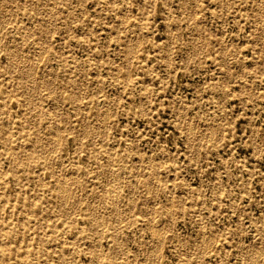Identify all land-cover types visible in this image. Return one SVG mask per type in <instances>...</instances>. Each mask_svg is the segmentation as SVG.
Returning a JSON list of instances; mask_svg holds the SVG:
<instances>
[{
	"label": "rangeland",
	"instance_id": "obj_1",
	"mask_svg": "<svg viewBox=\"0 0 264 264\" xmlns=\"http://www.w3.org/2000/svg\"><path fill=\"white\" fill-rule=\"evenodd\" d=\"M44 1L0 0V264H264V0Z\"/></svg>",
	"mask_w": 264,
	"mask_h": 264
},
{
	"label": "bare ground",
	"instance_id": "obj_2",
	"mask_svg": "<svg viewBox=\"0 0 264 264\" xmlns=\"http://www.w3.org/2000/svg\"><path fill=\"white\" fill-rule=\"evenodd\" d=\"M51 1H52V0H51ZM51 1L49 0L48 2H51ZM197 1H198V0H197ZM16 2H17V1H16ZM43 2H45V1L43 0ZM53 2H54V1H53ZM46 3H47V0H46ZM46 3H45V4H46ZM54 3H55V2H54ZM43 4H44V3H43ZM48 4H50V3H48ZM52 4H53V3H52ZM60 4H61V3H60ZM50 5H51V4H50ZM100 5H101V4H100ZM46 6H47V4H46ZM34 8H35V7H34ZM39 9H40V8H39ZM41 10H42V9H41ZM53 10H54V9H53ZM6 11H7V10H6ZM10 12H11V11H10ZM10 12H8V14H9ZM6 14H7V13H6ZM49 14H50V13H49ZM53 15H54V13H53ZM9 16H11V13H10ZM47 16H48V15H47ZM194 16H195V15H194ZM43 17H44V16H43ZM52 17H53V16H52ZM125 17H126V16H124V18H125ZM41 18H42V17H41ZM53 18H55V17H53ZM128 19H129V18H127V20H128ZM263 19H264V18H263ZM125 20H126V19H124V21H125ZM52 21H54V20H52ZM124 21H123V22H124ZM263 21H264V20H263ZM7 22H8V21H6V23H7ZM201 23H202V22H201ZM121 24H122V23H121ZM262 24H263V23H262ZM200 25H201V24H200ZM5 26H6V25H5ZM5 26H4V27H5ZM261 26H262V25H261ZM127 28H128V27H127ZM17 29H18V28H17ZM47 29H48V28H47ZM40 30H41V28H40ZM125 30H126V29H125ZM2 31H3V30H2ZM35 31H36V30H35ZM132 31H133V30H132ZM5 33H6V32H5ZM132 33H133V32H132ZM198 33H200V32H198ZM47 34H48V33H47ZM51 34H52V33H51ZM135 34H136V33H135ZM41 35H42V34H41ZM192 35H193V34H192ZM195 35H196V34H195ZM20 36H21V35H20ZM20 36H19V37H20ZM142 36H143V35H142ZM142 36H141V37H142ZM50 37H51V36H50ZM20 38H22V37H20ZM132 38H133V36H132ZM31 39H32V37H31ZM34 39H35V38H34ZM51 39H52V37H51ZM24 40H26V39H24ZM130 40H131V39H130ZM138 40H139V39H138ZM127 41H128V40H127ZM139 41H140V40H139ZM137 43H141V42H137ZM204 43H205V42H204ZM13 44H14V43H13ZM131 44H132V43H131ZM131 44H130V45H131ZM135 44H136V43H135ZM43 45H44V44H43ZM263 45H264V44H263ZM263 45H262V46H263ZM45 46H46V45H45ZM45 46H43V47L45 48ZM47 46H48V45H47ZM206 46H207V45H206ZM15 47H16V46H15ZM40 47H41V46H40ZM40 47H38V48H40ZM133 47H134V46H133ZM135 47L137 48L138 46H135ZM5 48H6V49L4 50V53H6V54L9 55V58H10V59H9V60H10V65H14V67H17V68L21 69L20 67H18V66L16 65V62H17V61H15V59H16V57H17V53H15L16 51H15V50H11V49L8 48V47H5ZM38 48H37V49H38ZM47 48H48V47H47ZM129 48H130V46H129ZM225 48H226V47H225ZM133 49H134V48H133ZM16 50H17V49H16ZM43 50H44V49H43ZM43 50H42V51H43ZM129 50H130V49H129ZM195 50H197V49H195ZM17 51H18V50H17ZM38 51H39V50H38ZM45 51H46V48H45ZM135 51H137V50H135ZM138 51H139V50H138ZM2 52H3V51H2ZM43 52H44V51H43ZM131 52H132V51H131ZM194 52H195V51H194ZM21 53H22V52H21ZM41 53H42V52H41ZM0 54H1V53H0ZM35 54H36V53H35ZM42 54H43V53H42ZM58 54H60V53H58ZM196 54H197V53H196ZM196 54H195V55H196ZM37 55H39V54H37ZM60 55H61V54H60ZM22 56H23V55H22ZM41 56L43 57V55H41ZM42 57H41V58H42ZM61 57H62V56H61ZM22 58H24V57H22ZM41 58L39 57V59H41ZM53 58H54V57H53ZM129 58H130V57H129ZM129 58H128V59H129ZM130 59H131V58H130ZM169 59H171V58H169ZM236 59H237V58H236ZM19 60H20V59H19ZM33 60H34V59H33ZM36 60H38V59H35V61H36ZM64 60H65V59H64ZM22 61H23V59H22ZM39 61H40V60H39ZM37 62H38V61H37ZM126 62H127V61H126ZM126 62H125V63H126ZM128 62H129V60H128ZM17 63H18V62H17ZM33 63H34V61H33ZM25 64H26V61H25ZM25 64H24V66H25ZM35 64H36V63H35ZM126 64H127V63H126ZM5 65H6V64H5ZM22 65H23V64H22ZM93 65H94V64H93ZM115 65H116V64H115ZM28 66H29V65L27 64V67H28ZM36 66H38V65H36ZM22 67H23V66H22ZM25 67H26V66H25ZM27 67H26V68H27ZM31 67H32V66H30L29 68H31ZM46 67H47V64H46ZM125 67H126V66H125ZM111 68H112V67H111ZM115 68H116V67H114V69H115ZM117 68H118V66H117ZM119 68H120V67H119ZM23 69H24V67H23ZM33 69H34V68H33ZM41 69H42V68H41ZM43 69H44V68H43ZM112 69H113V68H112ZM114 69H113V70H114ZM31 70H32V68H31ZM31 70H30V71H31ZM126 70H127V69H126ZM22 71H23V70H22ZM26 71H27V70H26ZM28 71H29V70H28ZM30 71H29V72H30ZM32 71H33V70H32ZM47 71H48V70H47ZM117 71H118V70H117ZM34 72L36 73V69H35ZM39 72H40V70H39ZM119 73H120V72H119ZM127 73L130 74L129 72H127ZM28 74H29V73H28ZM51 74H52V73H51ZM11 75H12V74H11ZM27 76H28V75H27ZM126 76H128V75H126ZM21 77H22V76H21ZM77 77H78V76H77ZM77 77H76V78H77ZM117 77H118V76H117ZM19 78H20V77H19ZM27 78H28V77H27ZM118 78H119V77H118ZM20 79H21V78H20ZM34 79H35V78H34ZM34 79H33V80H34ZM116 79H117V78H116ZM27 80H28V79H27ZM41 81H42V80H41ZM26 82H27V81H26ZM21 83H23V80H22V79H21ZM33 86H34V84H33ZM94 87H96V86H94ZM29 88H30V87H29ZM141 89H142V88H141ZM84 90H85V89H84ZM142 90H143V89H142ZM36 91H37V90H36ZM38 93H39V92H38ZM38 93H37V94H38ZM50 94H51V93H50ZM150 94H151V93H150ZM83 95H84V94H83ZM31 96H32V95H31ZM34 96H35V95H34ZM82 98H83V96H82ZM93 99H94V98H93ZM9 101H10V100H9ZM31 101H32V100H31ZM81 101H82V100H81ZM32 103H33V102H32ZM79 104H80V103H79ZM79 104H78V105H79ZM82 104H83V103H82ZM33 106H34V105H33ZM36 106H37V105H36ZM36 106H34V107L36 108ZM106 106H107V105H106ZM26 108H27V107H26ZM29 109H30V107H29ZM29 109H28V110H29ZM101 109H102V108H101ZM35 110H36V109H35ZM54 110H55V109H54ZM107 110H108V109H105V111H107ZM21 111H22V110H21ZM99 111H100V110H99ZM105 111H104V112H105ZM58 112H59V111H58ZM59 113H60V112H59ZM108 113H109V112H107V114H108ZM49 114H50V113H49ZM57 114H58V113H57ZM103 114H104V113H103ZM107 114H106V115H107ZM0 115H1V114H0ZM109 115H110V114H109ZM109 115H108V116H109ZM36 116H37V115H36ZM103 116H104V115H103ZM17 118H18V117H17ZM50 118H51V117H50ZM106 118H107V117H106ZM108 118H109V117H108ZM52 120H54V119H52ZM1 121H2V117H1ZM8 122H9V121H8ZM1 123H2V122H1ZM11 123H12V122H11ZM22 123H23V122H22ZM104 123H105V122H104ZM2 124H3V126L5 125V123H2ZM8 124H10V122H9ZM14 124H15V123H13V126H14ZM50 124H51V123H50ZM59 124H60V123H59ZM191 124H192V123H191ZM10 125H11V124H10ZM31 125H32V124H31ZM192 125H193V124H192ZM192 125H191V130H192V132H193L194 129H193ZM213 125H214V123H213ZM6 126H7V125H6ZM54 126H55V125H54ZM211 126H212V125H211ZM4 127H5V126H4ZM32 127H33V126H32ZM57 127H58V126H57ZM214 127H215V125H214ZM11 128H12V127H11ZM36 128H37V127H36ZM105 128H106V127H105ZM216 128H217V125H216ZM1 129H4V128L1 127ZM9 129H10V128H9ZM28 129H29V127H28ZM32 129H33V128H32ZM40 129H41V128H40ZM84 129H86V128H84ZM186 129H187V128H186ZM189 129H190V128H189ZM17 130H18V129H17ZM191 130H190V131H191ZM12 131H13V130H12ZM12 131H10V132L12 133ZM29 131H32V130H29ZM38 131H39V130H38ZM38 131H37V132H38ZM190 131H189V132H190ZM212 131H213V130H212ZM18 132H19V130H18ZM23 132H24V131H23ZM37 132H36V133H37ZM43 132H44V131H43ZM56 132H57V131H56ZM11 133H10V134H11ZM20 133H21V132H20ZM31 133H34V131L31 132ZM57 133H58V132H57ZM14 134H15V133H14ZM190 134H191V132H190ZM34 135H35V134H34ZM211 135H212V133H211ZM11 136H12V134H11ZM15 136H16V135H15ZM15 136H14V138H16ZM17 136L19 137V135H17ZM38 136H39V135H38ZM105 136H106V135H105ZM6 137H7V136H6ZM14 138H13V139H14ZM20 138L23 139L22 136H21ZM206 138H207V137H206ZM21 139H20V140H21ZM39 139H40V138H38V137H36V138H31V137L28 136V140H29V141H32L31 144H32L33 147H34V146H37V145H38V142H39V144H40L41 141H39ZM53 139H54V138H53ZM55 139H56V138H55ZM57 139H58V138H57ZM59 139H60V136H59ZM105 139H106V138H105ZM212 139H213V137H212ZM23 140H24V139H23ZM198 140H199V139H198ZM21 141H22V140H21ZM15 142H16V141H15ZM51 142H52V140H51ZM16 143H17V142H16ZM16 143H15V144H16ZM54 143L56 144V142H54ZM84 143H85V142H84ZM31 144H30V145H31ZM55 144H54V145H55ZM192 145H193V144H192ZM38 146H39V145H38ZM78 146H79V145H78ZM43 147H44V146H43ZM53 147H54V146H53ZM16 148H17V147H16ZM25 148H26V147H25ZM47 148H48V147H47ZM100 148H101V147H100ZM1 149H2V148H1ZM19 149H20V148H19ZM51 149H52V147H51ZM100 150H101V149H100ZM102 150H103V149H102ZM47 151H48V150H47ZM6 152L8 153V150H7ZM14 152H16V150H14ZM26 152H27V150H26ZM49 152H50V151H49ZM49 152H48V153H49ZM9 153H10V152H9ZM5 154H6V153H5ZM12 154H13V152L11 153V155H12ZM28 154H29V151H28ZM6 155L8 156V154H6ZM29 155H30V154H29ZM12 156H13V155H12ZM47 156H48V154H47ZM133 156H134V155H133ZM136 156H137V155H136ZM12 158H13V157H12ZM39 158H40V157H39ZM45 158H46V156H45ZM16 159H17V156L15 155V157H14V161H15ZM42 159H43V158H42ZM47 159H48V158H47ZM118 160H119V159H118ZM31 161H32V160H31ZM26 162H27V161H26ZM32 162H34V161H32ZM32 162H31V163H32ZM74 162H75V161H74ZM74 162H72V163H74ZM121 162H122V161H121ZM31 163L29 162L30 165H31ZM32 164H33V163H32ZM22 166H23V165H22ZM73 166H75V165H73ZM112 166H113V165H112ZM113 168H114V167H113ZM131 169H132V168H131ZM16 170H17V169H16ZM112 170H113V169H112ZM60 171H61V170H60ZM60 171H59V172H60ZM63 171H64V170H63ZM116 171H117V170H116ZM44 172H45V171H43V173H44ZM112 172H113V171H112ZM129 172H130V171H129ZM65 173H66V172H65ZM157 173H158V172H157ZM44 174H45V173H44ZM52 174H53V172H52ZM63 174H64V173H63ZM75 174H76V173H75ZM32 175H33V174H32ZM35 175H36V174H35ZM58 175H59V174H58ZM111 175H112V174H111ZM16 176H17V175H16ZM36 176H37V175H36ZM60 176H61V175H60ZM70 176H71V175H70ZM19 177H20V176H19ZM53 177H54V176H53ZM127 177H128V176H127ZM127 177H126V178H127ZM112 178H113V177H112ZM18 179H19V178H18ZM48 179H49V178H48ZM63 179H64V178H63ZM66 179H67V178H66ZM68 179H70V178H68ZM93 179H94V178H93ZM56 180H57V179H56ZM112 180H113V179H112ZM61 181H62V180H61ZM75 181H76V180H75ZM127 181H128V180H127ZM154 181H155V180H154ZM109 182H110V180H109ZM159 182H160V181H159ZM111 183H112V182H111ZM111 183H110V184H111ZM155 183H156V182H155ZM59 184H60L61 186L57 188V191H56V193H54V194H55L56 197H57V205H58V207L60 208L61 205L64 204V202L68 201V200H67V196H68V195H65L66 193H65V186H64V184H62V182L59 183ZM66 184H67V183H66ZM69 184H71V182H69ZM54 185H55V184H54ZM67 185H68V184H67ZM119 185H120V184H119ZM148 185H149V184H148ZM151 185H152V184H151ZM157 185H158V184H157ZM58 186H59V185H58ZM111 186H112V185H111ZM70 187H71V186H70ZM121 187H122V185H121ZM147 187H148V186H147ZM149 187H150V186H149ZM158 187H159V186H158ZM66 188H67V187H66ZM114 189H115V188H114ZM116 189H117V188H116ZM149 189H150V188H149ZM66 190H67V189H66ZM70 190H71V189H70ZM70 190H69V191L67 190L68 192H67V191H66V192L69 193ZM112 190H113V186H112ZM112 190H111V191H112ZM131 190H134V189H131ZM148 191H149V190H148ZM156 192H157V191H156ZM113 193H114V192H113ZM116 193H117V190H116ZM125 193H126V192H125ZM132 193H133V191L131 192V194H132ZM95 195H97V194L95 193ZM110 195H111V194H110ZM116 195H117V194H116ZM148 196H149V195H148ZM169 196H170V195H169ZM4 197H5V195H4ZM114 197H115V195H114ZM116 197H117V196H116ZM171 197H172V195H171ZM100 198H101L102 203H104V202H105V198H104L103 196H101ZM172 200H173V199H172ZM118 201H119V200H118ZM126 201H127V200H126ZM126 201H125V203H126ZM115 202H116V201H115ZM116 203H117V202H116ZM117 204H118V203H117ZM117 204H115V205H117ZM169 204H170V203H169ZM171 204H172V203H171ZM171 204H170V206H171ZM119 205H120V204H119ZM89 206H90V205H89ZM120 206H121V205H120ZM122 206H123V205H122ZM170 206H169V208H168L169 210H170ZM63 207H64V205H63L62 208H61L62 210L64 209ZM115 207H117V206H115ZM201 207H202V206H201ZM171 208H172V207H171ZM75 209H76V208H75ZM90 209H91V210H90L91 212H90L89 215H88V218H89V219H88V222H89V225L92 226V227L94 228V227H97V226L100 224L99 221L102 220V219H100V218H99V219H98V218H95V217L93 216L94 209H93L91 206H90ZM115 210H116V208H115ZM73 211H74V208H73ZM172 211H173V210H172ZM116 212H117V211H116ZM170 212H171V211H170ZM120 215H121V214H120ZM135 216H136V214L134 215V217H135ZM137 216H139V215H137ZM140 216H141V215H140ZM119 217H120V216H119ZM134 217H133V218H134ZM141 217H142V216H141ZM136 218H137V217H136ZM170 218H171V217H170ZM138 219H140V218H138ZM118 221H119V220H118ZM142 221H143V220H142ZM155 221H156V220H155ZM155 221H154L153 223H155ZM157 221H158V220H157ZM57 222H58V221H57ZM122 222H123V221L121 220L120 223H122ZM138 222H139V221H138ZM159 222H160V221H159ZM120 223H119V225H120ZM140 223H141V222H140ZM151 223H152V222H151ZM123 224H124V223H123ZM159 224H160V223H159ZM125 225H126V224H125ZM156 225H157V224H156ZM161 225H162V224H161ZM153 226H155V225L153 224ZM157 226H158V225H157ZM155 227H156V226H155ZM204 227H205V226H204ZM151 228H152V227H151ZM153 228H154V227H153ZM153 228H152V229H153ZM157 228L160 230V227H157ZM161 228H163V226H162ZM202 229L205 230V228H202ZM154 230H155V228H154ZM211 230H212V229H211ZM142 231H143V230H142ZM155 231H156V230H155ZM202 231H203V230H202ZM97 232H98V231H97ZM165 232H166V231H165ZM206 232H207V230H206ZM211 232L214 234L213 231H211ZM56 233H57V232H56ZM154 233H155V232H154ZM157 233H158V230H157ZM159 233H160V231H159ZM165 234H166V233H165ZM209 234H210V232H209ZM209 234H208V235H209ZM144 235H145V234H144ZM158 235H159V234H158ZM158 235H157V236H158ZM202 236H203V234H202ZM73 237H74V236H73ZM113 237H114V236H113ZM159 237H160V235H159ZM208 237H209V236H208ZM210 237H211V236H210ZM164 238H165V237H164ZM164 238H163V239H164ZM203 238H204V237H203ZM205 238H206V237H205ZM140 239H141V238H140ZM206 239H207V238H206ZM206 239H205V240H206ZM209 239H210V238H209ZM6 240H7V239H6ZM60 240H61V239H60ZM158 240H159V239H158ZM202 240H203V239H202ZM207 240H208V239H207ZM61 241H62V240H61ZM150 241H151V240H150ZM153 241H154V238H153ZM196 241H197V240H196ZM209 241H210V240H209ZM209 241H208V242H209ZM206 242H207V241H206ZM206 242H203V243H206ZM208 242H207V245H208ZM215 242H216V241H215ZM60 243H61V242H60ZM150 243H151V242H150ZM157 243H158V242H157ZM159 243H160V242H159ZM22 244H23V243H22ZM57 244H58V243H57ZM209 244H210V243H209ZM61 245H62V244H61ZM154 245H155V244H154ZM154 245H153V246H154ZM156 246H158V245H156ZM156 246H155V248H156ZM204 246H206V245H204ZM208 247H209V246H208ZM208 247H207V249H208ZM205 248H206V247H205ZM153 249H154V248H153ZM158 249H159V248H158ZM189 250H191V249H189ZM152 251H154V250H152ZM152 251H151V252H152ZM202 251H203V250H202ZM206 251H207V250H206ZM62 252H63V251H62ZM118 252H119V251H118ZM147 252H148V251H147ZM204 253H205V252H204ZM219 253H220V252H219ZM146 254H147V253H146ZM149 254H151V253H149ZM147 255H148V254H147ZM152 255H153V253H152ZM26 258H27V257H26ZM153 259H154V256H153ZM147 260H148V259H147ZM255 260H256V259H255ZM151 261H152V260H151ZM158 261H159V260H158ZM257 261H258V260H257ZM153 262H154V261H153ZM154 263H155V262H154ZM257 263H259V262H257Z\"/></svg>",
	"mask_w": 264,
	"mask_h": 264
}]
</instances>
